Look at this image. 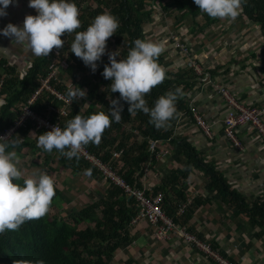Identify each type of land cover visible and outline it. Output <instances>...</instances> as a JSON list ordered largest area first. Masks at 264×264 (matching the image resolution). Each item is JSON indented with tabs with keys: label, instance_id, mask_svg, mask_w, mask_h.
Instances as JSON below:
<instances>
[{
	"label": "trees",
	"instance_id": "1",
	"mask_svg": "<svg viewBox=\"0 0 264 264\" xmlns=\"http://www.w3.org/2000/svg\"><path fill=\"white\" fill-rule=\"evenodd\" d=\"M75 2L79 8L81 26L72 33L62 35L61 38L65 41L62 48H54L48 56L34 55L23 74L16 63L13 64L9 59L0 56V83H2L0 131L15 125L23 114L24 107L40 87L42 79L51 72L52 64L61 69L58 76L61 80L52 81L59 91L67 96V90L70 88L68 85L72 88L79 86L86 89L87 95L72 100L67 115L58 117L59 114L54 113L52 107L62 109L66 103L44 92L31 105L37 114L45 117L50 113L51 121L58 122L63 127L76 114L88 116L98 111L109 110L110 100L119 98L120 94L111 91V80L105 79L102 75L104 65L110 63L108 51L97 62L98 68L93 72L71 52L70 48L76 32L85 30L94 17L104 11H110L120 21L117 32L109 37L107 42V50L109 46L110 52L119 51V56L116 57L118 60L127 56L129 49L134 47L135 39H148L147 23L154 22L155 18L162 14L175 19L177 26H186L192 34V39L201 33L209 37L215 36L214 25L223 22L221 18H213L201 12L194 0H75ZM154 5L158 6V10L153 7ZM236 18L258 24L264 37V0H243ZM223 30L221 27L219 34ZM63 61L67 63L66 68L62 67ZM262 61L264 64V59ZM158 62L166 67V78L145 94V99L151 108L159 96L182 86L184 95L176 104L179 116L170 121V126L157 129L149 123L148 114L140 110L130 114L129 105L120 100L123 105L120 121H113L110 127L104 130L99 143L90 142L84 147L101 162L111 167L131 187L145 189L147 196L161 193L163 209L176 224L180 225H183L182 219L186 215L192 216L196 208L210 200L209 197H195L184 212L177 215L181 205L188 202L186 183L190 173L200 170L206 178L205 186L209 193H214V196L233 208L238 215L247 217L250 225L261 228L255 235L263 236L264 199L258 197L250 200L234 188L225 173L218 169L216 162L197 149L189 136L177 130L184 117H191L198 124L195 114H201L190 105L192 94L195 87L203 82L205 74H214L218 68L209 71L202 69V72L198 73L193 65L186 63L183 68L169 69L165 51L158 57ZM260 70L264 72V65ZM31 129L37 132L33 140L29 139V135L27 138ZM45 131L48 130L38 129L35 121L28 119L25 125L18 127L10 138V140L16 139L17 136L21 139L25 138L15 147L19 154H23L24 149L30 147L33 154L40 151L45 155L42 163L36 167L30 166L32 173L24 174L23 178L31 176L34 172H45L53 176L54 171L61 172L64 169L84 174L97 181L105 178L103 171L80 153L79 158L68 159L56 149L47 152L42 147H38V135ZM152 142H155V146L151 149ZM161 142L171 146L170 149L175 159L179 160V165L164 173L159 186L147 190L143 182L145 170L156 162ZM27 152L26 155L29 154V150ZM114 152H120L119 157H115ZM19 167L23 171L26 169L21 165ZM88 169L91 170L90 174L85 171ZM63 194V190L55 183V195L44 216L27 220L16 230L6 229L0 233V264L36 259H43L45 264L138 263L134 258L123 260L117 257L118 253L132 244L135 239L131 231L134 224L131 222L140 208L134 196L110 179L105 193L97 196L89 195V201L74 212L67 213L64 210L65 215L51 214L50 209L56 206L63 208L66 198ZM212 245L219 250L215 244Z\"/></svg>",
	"mask_w": 264,
	"mask_h": 264
},
{
	"label": "crops",
	"instance_id": "2",
	"mask_svg": "<svg viewBox=\"0 0 264 264\" xmlns=\"http://www.w3.org/2000/svg\"><path fill=\"white\" fill-rule=\"evenodd\" d=\"M7 12V16L0 17V25H2L0 28L5 27L9 22L22 26L26 15L36 14V10L28 6V0H18V3L9 5ZM215 25L216 35L210 37L201 33L192 39V34L186 29L191 34L187 40L192 46L189 47V54L176 49L177 37H174L173 41L165 42L164 51L169 61V69L183 68L186 63L191 65V60L206 71L218 68L214 74H205L201 85L195 87L190 102V105L194 106L211 126L212 137L207 136L191 117H184L177 130L189 136L197 149L216 162L218 169L225 173L234 188L250 200L258 197L264 199V143L258 133L247 125L237 130V136L243 145L242 149L237 148L226 137L224 117L229 106L218 89V86L226 87L244 104L264 107V72L260 70L264 65L262 61L264 43L261 54L253 48L254 43H250V39L244 36L242 39H237L233 45L245 44L246 47L233 55L231 49L225 48L227 53H223L222 49L219 50V36L223 33L230 43L232 37L238 35L232 34L233 31L229 33L233 27L243 29V32L247 31L250 34L257 26L255 32L259 31L262 41L264 37L259 25L247 19L224 20L223 23L220 22V28L219 22ZM221 27L224 30L219 34ZM8 40L11 41L10 38L0 35V46L8 48L7 54L0 53V56L10 60L20 52L22 55L28 53L23 46L8 43ZM10 62L13 63L11 60ZM208 79L211 81L207 82ZM36 133L35 129H31L27 138L33 140ZM159 145L161 149L157 154L156 162L145 170L143 182L147 190L159 186L164 173L179 165V160L175 159L170 149L171 146L164 142ZM27 150L29 154L26 155ZM18 155L20 165L26 168L24 174L32 173L29 167L39 166L45 157L40 151L33 154L30 147H26L23 154L18 153ZM85 178L90 183L96 182V179L88 178L86 175ZM206 182L202 171L194 170L190 173L186 183L188 202L191 203L195 197H209L210 200L196 208L192 216L186 215L182 219L183 225H178L201 239L215 244L218 251L234 264H264V235L261 237L255 235L261 228L253 227L247 217L238 215L233 208L214 196V193L210 194L205 186ZM74 189L75 187H71L69 190L74 191ZM131 231L135 239L132 244L118 253L119 259L134 258L137 264H217L174 232L168 239H157L154 225L146 220L135 223Z\"/></svg>",
	"mask_w": 264,
	"mask_h": 264
},
{
	"label": "clouds",
	"instance_id": "3",
	"mask_svg": "<svg viewBox=\"0 0 264 264\" xmlns=\"http://www.w3.org/2000/svg\"><path fill=\"white\" fill-rule=\"evenodd\" d=\"M243 0H194L201 12L213 18L235 20L239 15ZM18 0H0V17L8 15L9 5ZM28 6L36 10V14H28L22 26L9 22L0 28V35L8 37L36 56H48L52 50L63 47L64 33H72L80 28L79 8L75 0H28ZM120 21L110 11H104L94 17L85 30L77 31L70 44L71 52L95 72L97 62L106 53L108 38L117 32ZM165 49L164 41L137 38L123 59H117L119 51L109 52L110 63L105 64L102 75L110 79L113 93L119 92L117 99H111L109 110L98 111L88 116L76 114L65 126L59 124L51 130L38 135L37 146L47 152L53 149L61 152L68 159L79 158L81 149L90 142L99 143L104 130L113 121L119 122L123 105L126 102L128 112L137 110L148 114L149 123L161 129L170 126V121L179 116L176 104L184 92L182 86L168 90L159 96L154 106H148L145 94L162 83L167 69L158 62V57ZM8 48L0 46V53L7 54ZM86 89L68 88L70 100L83 98ZM22 142L16 139L0 137V233L6 229L16 230L27 220L44 216L51 206L55 195V180L45 173H33L23 178V170L19 167L20 157L15 150ZM90 174V169L85 170ZM14 264H45L43 259L22 260Z\"/></svg>",
	"mask_w": 264,
	"mask_h": 264
},
{
	"label": "built area",
	"instance_id": "4",
	"mask_svg": "<svg viewBox=\"0 0 264 264\" xmlns=\"http://www.w3.org/2000/svg\"><path fill=\"white\" fill-rule=\"evenodd\" d=\"M153 7L158 10L157 5H154ZM175 45L184 53L189 54V47L186 44H181L177 40L175 42ZM190 64L195 67L198 73L202 72V69L197 66L195 61L191 60ZM62 67L66 68V62H62ZM60 71V67L55 64L51 65V72L46 78L42 79L40 87L35 91L31 99L28 101V104L24 107L21 117L16 121L14 126L5 131H0V137L10 139L14 131L18 127L25 125V122L28 119L34 120L38 129H46L48 131L59 124L58 122L51 121L50 113L45 117L37 114L32 109L31 105L34 103L38 96L46 92L53 95L59 101H64L66 103L65 107L62 109H54L52 107L54 113H58V117L67 115L68 106L71 105L72 100H70L63 92L59 91L52 84L53 80H61L60 78H58ZM210 81L211 79L207 80V82ZM1 87L2 83H0V90ZM68 87H71V85H68ZM218 89L226 99L227 105L229 106V110L224 117V129L226 137L231 140L237 148L242 149L243 145L237 136V130L244 125H247L250 129L254 130L255 133H258L261 141L264 143V107L244 104L243 102L239 101L236 96L233 95L231 91L226 87L218 86ZM195 115L197 118V123L202 127L205 134L209 137H212L210 125L201 115H199L198 113H196ZM154 146L155 142H152L151 149ZM80 154L91 161L93 164L98 166L103 171L104 175L107 176V178H110L116 184L123 187L127 193L131 194V196H134L138 201L140 210L138 214L132 219V224H135L142 220H146L154 225L155 236L157 239H168L174 232L175 234L181 236L188 243L194 245L207 257L213 259V261H215L217 264H234L232 261L223 256L217 249H215L211 242L201 239L197 235L187 231L182 226L176 224L174 220L166 214L161 205L163 200V195L161 193L147 196L145 189L131 187L121 176L116 174L111 167L101 162V160L92 155L85 147L81 149ZM119 155L120 152H114L115 157H119ZM189 203L190 202L182 204L178 209L177 214H182Z\"/></svg>",
	"mask_w": 264,
	"mask_h": 264
},
{
	"label": "rangeland",
	"instance_id": "5",
	"mask_svg": "<svg viewBox=\"0 0 264 264\" xmlns=\"http://www.w3.org/2000/svg\"><path fill=\"white\" fill-rule=\"evenodd\" d=\"M224 20H228V19L224 18L223 21ZM219 28H220V24H219ZM186 29H187L186 26L184 25H182L181 27L177 26L175 19L173 20L167 17L166 15L164 16L163 14L155 18L154 22H149L146 25V33H147L148 39H152L155 41L162 40L164 42H167V41L170 42V41H173L174 37H177V40L181 44L187 43L189 47H192L191 44L187 42V40L189 39L191 35L190 34L191 32L188 30V32H190L188 33ZM254 29L257 30V26ZM254 29L249 34L247 33V31L243 32L242 31L243 29L240 30V28L238 29V28L233 27L231 31H229V33L233 31L232 34H238V35L236 37L233 36L232 41L230 43L228 42V38L222 33V35L219 36V50L222 49L223 53H227L225 51V48L231 49L232 54L235 55L236 51L244 50L243 48H245L246 45L245 44L233 45V44L235 43V41L237 42V39H242L244 36H247L248 39H250V43H254L253 48L262 54L263 52L262 45L264 41H262V37L259 36V31L255 32ZM8 43L15 44V42L14 41L12 42V40L9 41ZM177 48L178 47H176V49ZM27 51L28 53H25L23 55H22V52L19 53L20 55L19 54L15 55L16 57H18L17 59L18 62L16 60V57H12L10 59L13 62V64L17 62L16 64L20 67L22 74L25 72V68L29 64L31 57L34 56V54L29 49H27ZM107 51L108 53L110 52L109 46H108V50H106V53ZM258 52H256V54ZM66 66H67V63H66ZM52 177L54 178L56 185H58V187H60L63 190L64 197L67 198V199L66 198L64 199L63 208H58L56 206V208L50 209V213L53 215L57 213H62L63 215H65L66 213L63 212L64 210H66L67 213L74 212L80 206H84L86 201H89V195L97 196V195L105 193L106 189L108 188L109 181H110V179H108L107 176H105L103 180H99V181L96 180L95 183L94 182L90 183L87 181L88 179L85 178L84 174L75 173L71 171L70 169H64L61 172L54 171ZM71 187L72 188L75 187L74 191L69 190Z\"/></svg>",
	"mask_w": 264,
	"mask_h": 264
}]
</instances>
